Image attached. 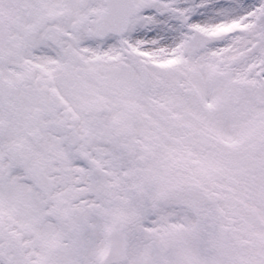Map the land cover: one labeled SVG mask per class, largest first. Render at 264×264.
Wrapping results in <instances>:
<instances>
[{
  "label": "snow or ice",
  "instance_id": "6c2138e0",
  "mask_svg": "<svg viewBox=\"0 0 264 264\" xmlns=\"http://www.w3.org/2000/svg\"><path fill=\"white\" fill-rule=\"evenodd\" d=\"M0 264H264V0H0Z\"/></svg>",
  "mask_w": 264,
  "mask_h": 264
}]
</instances>
